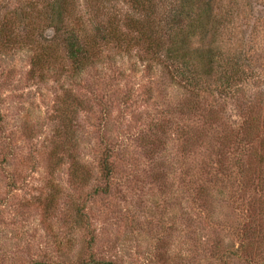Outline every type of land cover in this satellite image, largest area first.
<instances>
[{
    "label": "rangeland",
    "instance_id": "374dc122",
    "mask_svg": "<svg viewBox=\"0 0 264 264\" xmlns=\"http://www.w3.org/2000/svg\"><path fill=\"white\" fill-rule=\"evenodd\" d=\"M48 3L0 0V264H264V0H217L222 34L191 37L188 68L152 58L127 0H70L59 31ZM110 23L122 42L100 41Z\"/></svg>",
    "mask_w": 264,
    "mask_h": 264
},
{
    "label": "trees",
    "instance_id": "16d2710c",
    "mask_svg": "<svg viewBox=\"0 0 264 264\" xmlns=\"http://www.w3.org/2000/svg\"><path fill=\"white\" fill-rule=\"evenodd\" d=\"M69 1L70 0H48L49 10L52 13V16H54L53 27L56 31L58 30V27L61 26L60 21L62 22V19H64V11L67 9L68 6H70ZM127 1L129 2V5L131 6L132 10L137 12V14L141 15L140 22H143L141 26H146L145 29L149 31L146 32L145 30H143V28L137 29V32L141 34L139 35V37L143 38L144 40L145 49L147 51L150 50V52L152 53V58H154V60L160 58V52L162 50H166L168 55L166 59H168V61H172L174 64L177 65H179L181 62L183 68L184 66L185 68H188L187 65L190 63V60L187 57V53L188 55L190 54V38L195 36L196 34H205L206 36L211 35V41L215 42L214 39H217L222 34L220 33L221 31L218 30L219 28H216L217 20L214 14V10L215 8H218L215 7L217 0H198L199 8L197 12L196 10H192V7H190L188 4L185 5V3L180 4L179 7H174V9L172 7L170 8V3H174L175 0H159L160 3L157 2V0ZM166 1H169L170 3ZM159 4L160 6L165 5V8L167 7L168 11L167 14H165L164 18L160 20V22H156L155 18H157ZM193 11H195L196 13ZM131 21L133 20L129 17L128 23L130 24ZM10 24L11 23H9L8 25ZM218 24L222 26V23L220 21H218ZM130 28L134 30L131 25ZM96 29L98 31V34L101 35L100 41L102 43L106 44L109 42H122V40L115 36V30L111 23L107 27L101 25L97 26ZM11 35H13V26L2 27V25H0V44L3 43V41H8ZM65 39L67 52L69 54L68 58L71 60L74 68L81 69V67H83L86 64L87 60H89L90 58L88 50H86V48L79 43L75 29L69 28V30H66ZM134 42H136L137 44V39ZM198 48L199 50H197L195 54L199 55V58L200 60L202 59L203 63L209 66V64H213L214 62H216V55L212 53L211 46L207 44L201 45V47ZM230 62L232 65L231 73H229V76L226 77L227 80L224 82V84L221 85L222 91L224 93H226V90L228 89L229 91L231 90V83L234 79L232 70L235 68V65L236 67L238 65L240 67L239 59L234 61L231 60ZM38 63L39 60H37L36 65ZM33 65L35 66V63H33ZM186 78L188 81L193 80V76ZM190 85L194 86V82H190ZM234 96L236 95L233 94V97ZM254 121L256 123V117L252 118L249 115L246 118L244 117V120L238 128L240 130L238 132H249V129L254 123ZM99 165L101 170V178L105 184L103 186L95 188V191L97 193H107L109 190L108 181L112 174L110 155L107 150H105L103 155L101 156ZM78 264L115 263L111 261L95 259L91 254L89 255V258L87 260L78 261Z\"/></svg>",
    "mask_w": 264,
    "mask_h": 264
}]
</instances>
